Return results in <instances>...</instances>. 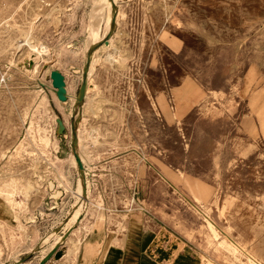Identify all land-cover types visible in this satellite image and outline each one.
<instances>
[{"label": "rangeland", "instance_id": "374dc122", "mask_svg": "<svg viewBox=\"0 0 264 264\" xmlns=\"http://www.w3.org/2000/svg\"><path fill=\"white\" fill-rule=\"evenodd\" d=\"M101 2L0 0L9 259L40 264L61 237L42 245L32 233L54 234L78 203L79 220L70 215L63 230L86 213L124 229L122 210L147 209L154 264H264V0H116L115 32L91 57L80 121L89 205L79 197L72 113L93 29L99 42L110 31ZM54 70L67 77L64 109ZM79 244L66 258L71 243L61 246L56 264H76Z\"/></svg>", "mask_w": 264, "mask_h": 264}, {"label": "crops", "instance_id": "0c3cea01", "mask_svg": "<svg viewBox=\"0 0 264 264\" xmlns=\"http://www.w3.org/2000/svg\"><path fill=\"white\" fill-rule=\"evenodd\" d=\"M61 73L65 76L63 72ZM65 79L67 82L66 76ZM71 152L73 153L72 144ZM106 153L108 154V152ZM119 158L121 157H118V159ZM111 159V157H107L102 161L90 162L89 168L99 164H109L111 163ZM86 168L88 167L85 166V169ZM89 175L90 174L87 175L88 178ZM87 194H89V192ZM89 200L93 202L91 197ZM134 202H136V198ZM77 207L78 203L74 205V208ZM121 212L125 213L128 217L123 223V226H125L124 229L119 228L117 223L111 228L106 227L105 223L107 218L104 214L99 215V217L102 216V219H96L86 213V218L81 226H71L67 228V230H62L59 234H50L47 237L54 235L62 237L64 232H70L65 242L61 245H69L71 243L67 254L63 255V258L68 257L74 243L79 240L80 244L76 264H154L155 236L153 233L152 215L148 213L147 209L145 213H139L137 209L133 208L127 211L128 213L123 210ZM122 222L123 219L120 218V223L122 224ZM14 223V214L4 205L3 210L0 212V258L2 256L0 264H18V262H20L19 260L11 261L9 259V249L5 242L9 238V227L10 225H14ZM86 224L89 227L87 231L84 229ZM38 235L39 238L35 243L41 241L40 243L42 244L47 237L41 238L40 234ZM24 241L25 239L23 238L21 242ZM163 245L166 246L164 242ZM61 246H59V248ZM28 249L29 252L34 250L31 246L28 247ZM54 258L53 254H49L44 264H56L57 259Z\"/></svg>", "mask_w": 264, "mask_h": 264}, {"label": "water", "instance_id": "95a60500", "mask_svg": "<svg viewBox=\"0 0 264 264\" xmlns=\"http://www.w3.org/2000/svg\"><path fill=\"white\" fill-rule=\"evenodd\" d=\"M110 1L112 3L113 9L115 10V13H116L118 7L115 4L114 0H110ZM116 17H117V15L115 14L112 21H111L110 31L107 34V36L104 38V40L92 45L89 48V50L87 51V60H86V64H85V67L83 70L82 83H81V86H80V89L78 92V96L76 97V101H75V105H74V109H73V113H72V141H71V144H72V148H73V151L75 153L76 161H77L78 168H79L78 173H79V176L83 182V184H82L83 193H82L81 200H87L88 199L87 174H86V169H85V166L83 164V161L81 160L79 155L76 154V150L79 146L78 126H79V123L81 121V117L83 115V106L85 105V99H86L87 88H88V74H89V70L91 68V57L103 45L107 46L109 44V41L115 32L116 23H117ZM51 80H52V85L56 90V95H57L58 100L61 102H66L68 100V92H67V83H66L65 76L59 70H54L51 72ZM57 123H58V133L62 134L66 129L65 123L62 119H59V118L57 119ZM70 215L71 214H69L68 217L66 218V220L63 222V224L55 230L54 234H59L63 230L64 225L70 219ZM59 257H60V255L57 256V258H59ZM18 264H21V263L18 262Z\"/></svg>", "mask_w": 264, "mask_h": 264}, {"label": "bare ground", "instance_id": "6f19581e", "mask_svg": "<svg viewBox=\"0 0 264 264\" xmlns=\"http://www.w3.org/2000/svg\"><path fill=\"white\" fill-rule=\"evenodd\" d=\"M95 1H97V0H95ZM114 2H116V0H114ZM102 4L104 3L105 5H106V8H107V11H108V14L110 15V19H111V21H112V17L115 15V10L113 9V5H112V3H111V1L110 0H103V2H101ZM101 3H100V5H101ZM100 5H97V6H100ZM97 6L95 7V8H97ZM101 7V6H100ZM105 7V6H104ZM118 7V6H117ZM100 9V8H99ZM97 10V9H96ZM95 10V11H96ZM118 10V9H117ZM94 10H93V13L95 12ZM99 11V10H98ZM101 11V10H100ZM102 11H103V7H102ZM119 14V13H118ZM95 15V14H94ZM93 15V16H94ZM105 15V14H104ZM92 17V16H91ZM94 17H96V15L94 16ZM96 18H98V17H96ZM95 18V19H96ZM94 20V19H93ZM94 21H96V20H94ZM111 21H110V28H111ZM94 23H96V22H94ZM99 24V23H98ZM97 24V25H98ZM101 24V23H100ZM99 26V25H98ZM94 27V26H93ZM96 27V26H95ZM98 28V27H97ZM96 28V29H97ZM105 28V27H104ZM95 28L93 29L94 31V36H93V33H92V36H93V39H92V43H91V46L92 45H94V44H96V43H98L99 41H100V39L99 40H97V36H98V30H96ZM109 33V32H108ZM107 33V34H108ZM107 34L105 35H103L104 36V38L107 36ZM111 42L109 41V44H110ZM109 44L106 46V45H104V47L105 48H107L108 46H109ZM90 46V47H91ZM90 47H88V50H89V48ZM75 57H76V55H74V54H67V59L68 60H73V59H75ZM95 58H96V56L94 55V57H93V60H92V63H91V68H90V71H91V69H92V67H93V62H94V60H95ZM94 68V67H93ZM90 79L91 78H88V84H89V81H90ZM69 100V99H68ZM76 101V100H75ZM60 102V101H59ZM66 103H64V102H61V103H59V108L60 109H64L65 107H63V105H65ZM63 112V111H62ZM80 124H81V122L79 123V126H78V139H79V129H80ZM78 147H80V143H79V146ZM73 154L75 155V153H74V151H73ZM76 154L77 155H79V157L81 158V156H82V161H83V158H84V156H83V154H82V152H81V150L79 151V149L77 148V150H76ZM71 156V155H70ZM72 161H73V159H72V156H71V158H70V163H72ZM66 162V161H65ZM84 162V161H83ZM61 163V162H60ZM69 163V162H68ZM70 164H68V166H69ZM65 166V165H64ZM79 182H80V184H79V187H78V191L79 192H81V196H79V197H82V193H83V191H82V189H83V186H82V184H83V182H82V180H81V178L79 179ZM56 194V193H55ZM54 194V195H55ZM78 197V198H79ZM81 200V199H80ZM81 201H85V204H89V203H91V201H89V199H87V200H81ZM90 205V204H89ZM80 209H81V207H79L78 208V210L77 211H75L76 210V208H74L73 209V213L71 214V216H73V217H75V215L77 216L76 218H78V214H79V211H80ZM2 210H3V208H2ZM2 210H0V212L2 211ZM87 212H89V210H87ZM90 214H92V213H90ZM23 230V229H22ZM25 230V229H24ZM23 233H25L24 231H23ZM70 234V232L69 231H66V232H64V234L62 235V237H61V239L60 240H55L52 244H50L49 245V248L50 249H53V247L57 244V242H60L59 243V246H61L64 242H65V240L67 239V237H68V235ZM24 235V234H23ZM37 236H38V232L37 231H34L33 232V238L34 239H36L37 238ZM32 238V239H33ZM48 240H49V238L47 237L43 242H42V245L43 244H47V242H48ZM43 249V248H42ZM56 252H58V249H56V250H53L52 252H50L49 254H53V255H55L56 254ZM48 254V255H49ZM47 255V256H48ZM47 256L40 262V264H44V262H45V260L47 259Z\"/></svg>", "mask_w": 264, "mask_h": 264}]
</instances>
